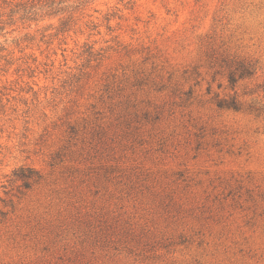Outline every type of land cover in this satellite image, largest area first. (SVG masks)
<instances>
[{
    "label": "rangeland",
    "instance_id": "374dc122",
    "mask_svg": "<svg viewBox=\"0 0 264 264\" xmlns=\"http://www.w3.org/2000/svg\"><path fill=\"white\" fill-rule=\"evenodd\" d=\"M39 1L0 0V264H264V0Z\"/></svg>",
    "mask_w": 264,
    "mask_h": 264
},
{
    "label": "trees",
    "instance_id": "16d2710c",
    "mask_svg": "<svg viewBox=\"0 0 264 264\" xmlns=\"http://www.w3.org/2000/svg\"><path fill=\"white\" fill-rule=\"evenodd\" d=\"M39 5L31 4L28 5V2H18L14 7L11 8V15L14 13L22 12V18H25L29 15L38 14L39 12H45L48 15H58L64 8L60 7V0H44ZM5 46L0 42V51L4 50ZM254 67L252 64H246L244 62H239L233 67L228 74L229 85L234 87L239 79L252 76L254 74ZM264 90V84L261 86ZM217 105L220 108H232V109H241V104L236 97L231 98H222L217 101ZM76 264H92L91 261H84L79 259L76 261Z\"/></svg>",
    "mask_w": 264,
    "mask_h": 264
}]
</instances>
